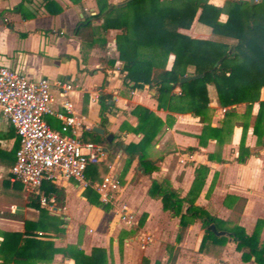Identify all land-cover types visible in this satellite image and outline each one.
I'll use <instances>...</instances> for the list:
<instances>
[{"label": "crops", "instance_id": "1", "mask_svg": "<svg viewBox=\"0 0 264 264\" xmlns=\"http://www.w3.org/2000/svg\"><path fill=\"white\" fill-rule=\"evenodd\" d=\"M122 1L0 0V66L29 79L46 78L52 85L53 107L57 110H61V97L53 83H70L73 89L67 98L73 112L88 127L82 131L81 139L98 144L104 152L96 163L93 183L89 179L93 174L88 168L84 173L88 184L85 187L74 180L51 183L63 191L62 206L58 207L53 194H44L43 182L39 193L46 198L53 197L54 203L42 204L38 195L27 192L20 182L11 179L8 170L14 161L17 138L13 127L0 115V264L3 261L74 264L71 251L67 250L69 245L85 255L93 248L103 249L106 264H254L252 259L241 261L240 253L229 240L220 246L209 244L207 251L200 252L203 229L199 221L190 223L176 241L178 218L162 210L159 199L148 195L150 182L155 180L174 189L180 197L185 196L195 168L204 165L207 172L194 204L218 219L234 221L250 234L255 221L264 220V148L253 150L254 154L244 163L235 160L242 122L236 118L231 120L230 134L223 136L221 144L207 138L200 145L198 135L202 123L196 116L158 108L152 90L145 86L132 87L120 72L121 63L108 62L116 59L117 30H98L101 21L96 19L81 36L76 33L85 17L97 13L98 4ZM207 2L221 7L224 0ZM225 18L222 13L218 16L221 22ZM177 31L193 38H210L208 29L199 25L196 17L188 29ZM101 39L106 42L104 47L98 43ZM172 58L168 56L166 68L170 67ZM261 89L260 99H264V88ZM135 106L148 109L159 120L153 139L141 147L144 159L154 166L148 174L143 173L137 156L128 161L123 150L124 145L138 144L142 138V133L133 130L138 123L132 113ZM208 107L210 126H220L223 109L213 96ZM256 108L254 104L252 115ZM243 110V105L236 106L237 114ZM102 113L103 123L100 122ZM45 121L55 130L60 127L53 116H46ZM251 124L252 118L248 120L244 145L253 149L255 136L251 133ZM94 127L102 132L93 131ZM189 147L195 150L189 151ZM107 173L117 177L118 189L111 203L102 204L95 185ZM86 187L92 189L89 198L84 196ZM237 198L244 199L240 213L233 210ZM122 206L134 215L135 225L118 220L116 211ZM13 234L20 235L19 245L24 237H32L42 243L49 242L50 246L40 243L21 250L22 255L15 258L12 256L15 249L10 244ZM146 237L148 240H141ZM259 239L264 242V225Z\"/></svg>", "mask_w": 264, "mask_h": 264}, {"label": "trees", "instance_id": "2", "mask_svg": "<svg viewBox=\"0 0 264 264\" xmlns=\"http://www.w3.org/2000/svg\"><path fill=\"white\" fill-rule=\"evenodd\" d=\"M221 13L226 16L223 22L218 20ZM195 17L199 25L208 29L210 38H193L177 31L179 28L188 29ZM96 19L101 21L98 30L118 31L114 35L116 59L108 62L111 65L115 60L121 63L120 72L128 83H132V87L145 86L152 90L158 108L196 116L202 123L198 135L200 145L207 138L221 144L223 136L230 134L231 120L236 118L242 122L239 125L241 135L235 160L244 163L253 152L264 148V99H260V90L264 88V0L252 3L248 0H224L221 7L207 0H124L117 4H98L97 13L85 17L78 24L76 33L80 35L82 31L90 29L91 21ZM98 43L101 47L106 44L104 39ZM169 55L173 58L170 67L166 68ZM196 74L200 76L179 82L181 77ZM211 96L223 109V119L218 127L209 124L208 103ZM254 104L257 108L252 115ZM237 105L244 107L240 115L236 113ZM132 113L138 120L133 130L142 133V138L138 144L124 145L123 150L128 161L137 156L143 173L148 174L154 166L144 159L141 147L153 139L159 120L141 106H135ZM250 118L251 133L255 136L253 149L244 145ZM104 121L102 113L100 122ZM188 150L193 151L195 148L189 147ZM208 158L213 156L208 155ZM96 167V164L86 167L94 175H90L91 183L97 175ZM206 172L207 167L204 165L195 168L192 184L183 197L155 180H151L147 193L160 200L162 210L178 218L176 241L180 240L183 230L190 223L199 221L203 229L198 247L200 252L207 251L209 244L220 246L229 240L240 253L241 261L252 259L254 264H264V242L259 239L263 219H257L251 233L247 234L234 221L218 219L194 204ZM42 188L46 196H55L58 207L62 206L63 191L60 188L49 182H44ZM85 190L84 196L88 197L92 189L86 187ZM243 201L237 198L233 206L235 212H241ZM184 204L186 206L183 209ZM210 225L223 234L216 235L208 229ZM10 237V244L15 249L12 256L15 258L22 255L21 250L40 243L50 246L49 242L42 243L32 237H24L19 245L20 235L13 234ZM67 250L71 251L74 264H106L105 252L101 248H93L89 255L75 246L69 245ZM3 264L8 262L3 261Z\"/></svg>", "mask_w": 264, "mask_h": 264}, {"label": "built area", "instance_id": "3", "mask_svg": "<svg viewBox=\"0 0 264 264\" xmlns=\"http://www.w3.org/2000/svg\"><path fill=\"white\" fill-rule=\"evenodd\" d=\"M53 85L61 97V110L53 107L52 85L46 78L29 79L0 66V115L13 127L17 138L14 161L8 171L11 179L20 182L27 192L38 195L42 204L54 203L53 197L46 198L39 193L43 182L74 180L85 187L87 165L98 163L104 155L98 144L81 139L82 131L88 127L73 112L67 98L73 86L59 81ZM46 116L55 117L60 122L59 129L51 128L45 121ZM95 189L102 204L111 203L118 179L107 173ZM116 215L122 223L135 225L134 215L125 207H120Z\"/></svg>", "mask_w": 264, "mask_h": 264}, {"label": "water", "instance_id": "4", "mask_svg": "<svg viewBox=\"0 0 264 264\" xmlns=\"http://www.w3.org/2000/svg\"><path fill=\"white\" fill-rule=\"evenodd\" d=\"M252 1H253V0H249V3H252ZM199 76H200L199 74L184 76V77H181V78L179 79V82H184V81H187V80H190V79L197 78V77H199ZM92 130H93V131H97V132H99V133L102 132V131H101L100 129H98L97 127H94ZM208 229L211 230L212 232H214L216 235L223 234L222 231H216L213 225H210V226L208 227Z\"/></svg>", "mask_w": 264, "mask_h": 264}, {"label": "rangeland", "instance_id": "5", "mask_svg": "<svg viewBox=\"0 0 264 264\" xmlns=\"http://www.w3.org/2000/svg\"><path fill=\"white\" fill-rule=\"evenodd\" d=\"M261 91H262V89L260 90V95H261ZM232 253V252H231ZM226 254H228L229 255V252H227ZM192 258H193V256H192ZM229 259V258H228ZM235 259H237V258H235ZM195 261V259L193 258L192 259V262H194Z\"/></svg>", "mask_w": 264, "mask_h": 264}]
</instances>
